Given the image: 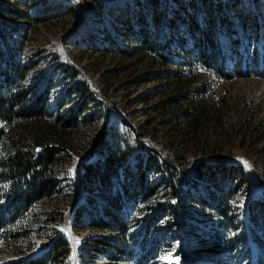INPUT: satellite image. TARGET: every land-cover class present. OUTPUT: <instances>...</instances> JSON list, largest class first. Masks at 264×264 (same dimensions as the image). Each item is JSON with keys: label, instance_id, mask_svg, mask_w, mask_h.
Returning <instances> with one entry per match:
<instances>
[{"label": "rangeland", "instance_id": "1", "mask_svg": "<svg viewBox=\"0 0 264 264\" xmlns=\"http://www.w3.org/2000/svg\"><path fill=\"white\" fill-rule=\"evenodd\" d=\"M246 1L251 10L257 12L255 19L241 0L239 4L236 0L230 3L234 9L243 10L240 22L248 21L249 30L252 29L243 35V53L249 56L245 65L250 66L251 71L230 80L212 75L200 79L211 85L210 90L202 86L200 95L211 105L213 114H220L221 118L204 123L194 132L182 118L175 119L179 122L178 129L169 124L174 109L154 108L161 98L159 92L167 94L163 89L165 82L152 80L138 84L143 73L150 69L149 59L142 55L132 56L135 48L133 36L117 27L123 24L126 13H141L144 20L135 22L137 28L143 30L150 26L155 38L164 40L161 24L157 25L153 20L156 7L151 4L148 7V0H0L3 25L17 24L16 19L5 12L6 6L28 11L34 17L21 21L19 29L9 31L6 36L22 44L25 61L37 62L30 83L37 82L39 88L46 83L52 85L49 112L54 116L62 114L75 107L79 98L76 91L66 92L74 79L71 71L60 69V63L77 71L76 79L85 81L98 100L80 115L78 126L69 134L77 156L66 164L64 173H70L72 181L77 182L76 174L85 157L84 152L104 133H107L105 140L109 143L116 140V135L120 144L131 145L137 152L139 147L135 137L140 131L137 129L139 125L146 128L145 142L153 145L165 158L182 153L184 166H190V160L212 156L229 159L244 167L249 187L239 188L235 196L226 201L227 222L224 223L219 213L220 204L217 202H222L219 198L212 199L210 205L199 203L200 199L211 201L207 196L209 191L212 194L220 192L209 182L207 174L201 173L203 175L191 191L193 198L187 208L191 215L185 216L186 223L176 222V216L166 214L149 238L144 239L143 232H138L133 246V250L138 251L133 257L134 262L145 259V253L150 250L151 260L146 264H264V234L253 235L251 232L255 229L262 232L254 223L258 220L260 228L264 227V209L254 211V214L247 212L253 194L264 198V76L256 69L258 63L254 54L255 50L263 52L259 59L262 60L260 66H264V0ZM165 3L167 20L171 7L178 4L173 0H160L159 7L164 8ZM72 6L77 9L76 14L71 12ZM169 24H166V30ZM21 32L26 36L17 35ZM223 40L230 45L229 37ZM182 46L191 47L189 42ZM121 47L125 50L122 55L119 53ZM233 48L230 46L229 50ZM229 63L234 64V60ZM141 95L147 96V103L136 100ZM194 96L197 95L194 93ZM60 103L63 109H58ZM64 184L58 200H47L36 206L40 219L32 223L35 228L28 237L11 240L10 244L1 245L0 241V264L43 252L56 243L58 245V240L61 243L58 248L62 251L59 264H132L133 260L117 263L114 259L116 252L93 241L99 234L84 224H76L70 208L72 184L69 181ZM55 208L64 212V218L56 216L47 223L43 212ZM182 215L177 212V217L183 220ZM79 218L82 220L84 216L81 214ZM216 230L225 232L221 234L223 241L220 245L214 235Z\"/></svg>", "mask_w": 264, "mask_h": 264}, {"label": "trees", "instance_id": "2", "mask_svg": "<svg viewBox=\"0 0 264 264\" xmlns=\"http://www.w3.org/2000/svg\"><path fill=\"white\" fill-rule=\"evenodd\" d=\"M148 1V7L150 4L156 7L153 20L157 25L161 24L164 40H157L150 26L143 30L137 28L135 22L142 23L144 20L141 13H126L123 24L117 26L133 36L135 48L132 56L142 55L149 59V71L144 72L137 82L164 81L163 89L167 94L159 92L161 98L154 108L164 111L174 109L169 124L178 129L177 120L182 118L194 132L198 131L204 123L221 118L220 114H213L211 105L200 95L202 86L211 89V85L200 79L212 75L230 80L250 73L251 67L245 65L249 56L243 53V35L252 29L249 30L248 21L240 22L243 10L234 9L231 0H173L178 6L171 7L167 20L164 10L166 3L164 8H160V0ZM236 1L241 3L240 0ZM241 1L255 19L257 12L251 10L246 0ZM4 9L16 19L17 24L7 26L0 21L1 245L28 237L35 228L32 223L40 219L36 206L47 200H58L65 181L72 184L70 208L76 224H84L99 234L93 241L116 252L114 259L117 263L133 260L138 253L133 250L138 232H143L144 239L149 238L153 228H158L166 214L176 216V222L186 223L185 216L191 215L187 209L193 198L191 191L203 175L201 173L207 174L209 182L220 192L212 194L209 191L207 196L211 197V201L200 199L199 203L210 205L212 199L219 198L222 201L217 202L220 204L219 213L224 223L229 220L226 201L234 197L239 188L249 187L244 167L229 159L212 156L190 160V166H184L182 153L165 158L153 145L144 141V125L137 128L140 130L135 137L139 147L137 152L131 145L125 147L120 144L116 135V140L109 143L105 140L107 133H104L84 152L85 157L76 174L77 182L72 181L70 173L65 175L66 164L77 156L69 134L72 128L78 126L80 115L98 100L93 97L85 81L76 79L77 71H73L68 64L60 63V69L71 71L74 79L66 92L71 94L76 91L79 98L75 107L62 114L54 116L49 112L52 85L46 83V86L39 88L37 82L30 83L29 78L37 62L25 61L22 44L6 36L11 30H18L21 21L34 17L19 8L6 6ZM70 9L73 14L77 13L75 7ZM179 31L182 33H177ZM17 35L21 38L26 36L24 32ZM225 37L230 38V45L223 40ZM187 42L191 47L182 46ZM230 46L234 47L233 50H229ZM93 48L97 49L96 46ZM124 52L121 47L120 55ZM254 54L258 63L256 69L264 76V66H260L262 60L259 59L263 52L255 50ZM231 59L234 64L230 65ZM146 97L141 95L136 100L147 103ZM63 108L60 103L58 109ZM263 209L264 198L260 194H253L247 212L254 214V211ZM153 210L154 213H151ZM177 212L183 213V220L177 217ZM43 213L47 216V223L56 216H65L59 208ZM81 214L84 218L79 220ZM254 224L262 232L255 229L251 230L252 234L263 235L264 227L260 228L258 220ZM222 231H214L218 245L223 241L221 234L225 232ZM58 241V245L56 243L43 252L10 259L2 264H59L62 251L58 248L61 244ZM149 255L150 250L145 253V259L133 260L132 264H146L151 260Z\"/></svg>", "mask_w": 264, "mask_h": 264}]
</instances>
